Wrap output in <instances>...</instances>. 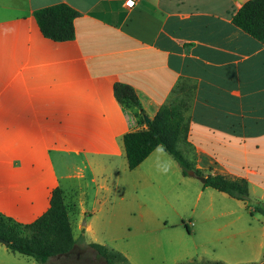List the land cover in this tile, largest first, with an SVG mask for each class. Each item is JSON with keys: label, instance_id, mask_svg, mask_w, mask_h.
I'll return each mask as SVG.
<instances>
[{"label": "crops", "instance_id": "0c3cea01", "mask_svg": "<svg viewBox=\"0 0 264 264\" xmlns=\"http://www.w3.org/2000/svg\"><path fill=\"white\" fill-rule=\"evenodd\" d=\"M128 1L0 0V214L33 223L57 188L71 204L80 195V215L96 212L84 191L106 188L126 159L124 136L147 128L117 99L124 85L150 120L165 105L186 106L179 147L196 154L205 178L248 182L246 202L220 192L238 210L206 211L235 218L212 237L236 251L226 262L262 263L264 222L231 226L259 211L252 200L264 211V45L232 21L249 0ZM58 4L79 13L72 40L45 37L35 20Z\"/></svg>", "mask_w": 264, "mask_h": 264}, {"label": "rangeland", "instance_id": "374dc122", "mask_svg": "<svg viewBox=\"0 0 264 264\" xmlns=\"http://www.w3.org/2000/svg\"><path fill=\"white\" fill-rule=\"evenodd\" d=\"M187 152L190 154H184L185 157L195 159L196 165V154ZM155 154L157 158H150V162L135 173L128 168L126 159L124 163L117 162L115 169L110 170L113 178L106 188L91 185L84 191L89 207L96 212L82 216L78 209V216L71 217L76 245L70 258L47 264H104L88 246L90 244L103 245L123 254L129 264H231L226 258L234 261L225 254L236 251L225 248L224 243L213 242L212 237L216 228L223 224L230 227L235 218L213 219L206 210H215L217 215L218 211L226 210L225 207L238 210L239 203L205 187L197 176H184L182 167L162 147ZM210 195L214 198L212 201ZM79 196L77 194L76 200L72 198L80 207L82 198ZM249 206L259 211L248 212L244 221L231 226L248 224L252 219L258 226L264 222V211L258 202L252 200ZM81 223H89V227L81 229ZM251 263L259 261L242 262ZM0 264L41 263L13 253L0 242Z\"/></svg>", "mask_w": 264, "mask_h": 264}, {"label": "trees", "instance_id": "16d2710c", "mask_svg": "<svg viewBox=\"0 0 264 264\" xmlns=\"http://www.w3.org/2000/svg\"><path fill=\"white\" fill-rule=\"evenodd\" d=\"M79 13L67 4H58L37 10L35 20L42 34L53 41H69L75 37V19ZM233 24L264 45V0H249L233 16ZM117 99L137 108L140 125H146L134 90L129 86L115 87ZM186 106L172 103L163 106L147 125L124 136L125 155L130 170L139 167L157 148L162 147L182 167L184 176L203 177L193 161L185 157L178 146L187 143L189 122ZM205 187L226 193L230 197L248 201L249 186L245 179H233L220 174L208 175ZM77 214L76 204L67 202L61 188L53 191L50 208L33 223L22 224L0 214V238L7 241L13 253L33 258L41 264L52 260L69 259L76 245L70 214ZM104 264H129L127 258L106 246L88 245ZM188 264H225L222 262H198ZM251 264H264L251 263Z\"/></svg>", "mask_w": 264, "mask_h": 264}, {"label": "water", "instance_id": "95a60500", "mask_svg": "<svg viewBox=\"0 0 264 264\" xmlns=\"http://www.w3.org/2000/svg\"><path fill=\"white\" fill-rule=\"evenodd\" d=\"M144 118H145L146 125H148V124L150 123L151 120H150L147 116H145ZM200 179H201V181H202L203 183H206V178H205V177H201ZM0 242L3 243V244L6 245V246L9 245V243H8L7 241H4V240L1 239V238H0Z\"/></svg>", "mask_w": 264, "mask_h": 264}, {"label": "built area", "instance_id": "2783aa9c", "mask_svg": "<svg viewBox=\"0 0 264 264\" xmlns=\"http://www.w3.org/2000/svg\"><path fill=\"white\" fill-rule=\"evenodd\" d=\"M126 4H128V6H132L133 5V0H132L131 3L128 1Z\"/></svg>", "mask_w": 264, "mask_h": 264}, {"label": "snow or ice", "instance_id": "6c2138e0", "mask_svg": "<svg viewBox=\"0 0 264 264\" xmlns=\"http://www.w3.org/2000/svg\"><path fill=\"white\" fill-rule=\"evenodd\" d=\"M129 2L131 3V2H132V0H129Z\"/></svg>", "mask_w": 264, "mask_h": 264}]
</instances>
